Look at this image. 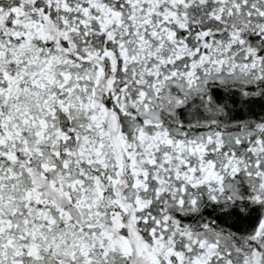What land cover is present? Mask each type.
<instances>
[{"label": "snow or ice", "instance_id": "obj_1", "mask_svg": "<svg viewBox=\"0 0 264 264\" xmlns=\"http://www.w3.org/2000/svg\"><path fill=\"white\" fill-rule=\"evenodd\" d=\"M0 264H264V0H0Z\"/></svg>", "mask_w": 264, "mask_h": 264}]
</instances>
